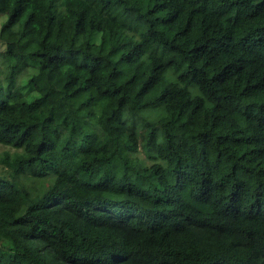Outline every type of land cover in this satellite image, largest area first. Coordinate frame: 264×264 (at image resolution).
I'll list each match as a JSON object with an SVG mask.
<instances>
[{
  "label": "trees",
  "instance_id": "1",
  "mask_svg": "<svg viewBox=\"0 0 264 264\" xmlns=\"http://www.w3.org/2000/svg\"><path fill=\"white\" fill-rule=\"evenodd\" d=\"M0 40V264H264V0H0Z\"/></svg>",
  "mask_w": 264,
  "mask_h": 264
},
{
  "label": "rangeland",
  "instance_id": "2",
  "mask_svg": "<svg viewBox=\"0 0 264 264\" xmlns=\"http://www.w3.org/2000/svg\"><path fill=\"white\" fill-rule=\"evenodd\" d=\"M35 26L34 23H28L25 27H20L18 28L16 31H12L10 32V36L9 39L11 40L14 37H18L19 35L25 33L28 31V29H30V27ZM0 48L4 49L5 45L4 43L0 40ZM4 95L0 94V101L4 100ZM166 114V108L165 105H160L158 107H154L152 109H148L143 111L140 115L137 116V123H138V136L141 137L142 134L146 133V126H145V122L146 121H158L160 120L164 115ZM40 116L39 113L34 112L30 115L27 116H23L18 112L13 113V117L15 119L18 120H28V121H35L38 117ZM35 138L36 140L40 139V134L37 132L35 133ZM140 140H142L143 138H139ZM5 150H10V151H14L13 148H11L10 146H6L3 144H0V157L2 156L3 152ZM128 155L133 159V160H138L141 161L144 165L150 166L152 164H154L155 162H162L163 160L160 158H151L148 157L145 152L142 149L136 150V151H129ZM3 165L0 162V173H3ZM22 180H24L25 182L28 183V188L30 191H33V193H37L38 190H45L47 186H49V184L51 183V180L49 179H40V180H32L29 178H26L24 176H22ZM1 241V240H0ZM1 243V242H0Z\"/></svg>",
  "mask_w": 264,
  "mask_h": 264
}]
</instances>
